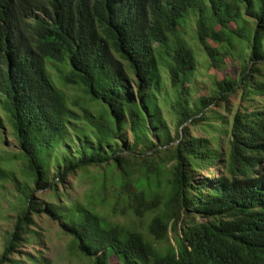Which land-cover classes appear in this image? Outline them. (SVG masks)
Wrapping results in <instances>:
<instances>
[{"label": "trees", "instance_id": "obj_1", "mask_svg": "<svg viewBox=\"0 0 264 264\" xmlns=\"http://www.w3.org/2000/svg\"><path fill=\"white\" fill-rule=\"evenodd\" d=\"M226 58L238 78L192 98L198 67ZM47 60L76 96L55 86ZM238 88L243 102L264 96V0H0V130L17 148L0 157V181L20 205L0 231V264H51L39 251L13 257L43 245L41 214L89 264H264V104L218 116L225 142L188 133ZM16 160L18 175L1 167ZM216 166L221 175L199 177ZM90 167L108 168V190L103 173L85 203L58 192ZM48 189L56 202L41 207L34 194Z\"/></svg>", "mask_w": 264, "mask_h": 264}, {"label": "rangeland", "instance_id": "obj_2", "mask_svg": "<svg viewBox=\"0 0 264 264\" xmlns=\"http://www.w3.org/2000/svg\"><path fill=\"white\" fill-rule=\"evenodd\" d=\"M188 22V29L194 30L195 24L192 20ZM191 35V33H189ZM192 49L197 55H199V60H202L200 52H198V46L194 41L189 42ZM211 43V42H210ZM213 47L215 44L211 43ZM250 66V63L247 61ZM199 72L192 79V98L204 97L209 100L214 91H217L215 84L224 79L225 77H235L238 78L242 67L241 65L233 59L226 58L222 69H212V67H206L201 64L199 67ZM46 70L55 86L58 89L64 91L68 97H73L77 95V89L72 87H63L58 79L56 72L49 67L48 60L46 63ZM163 82L166 81L164 87L165 91H168L169 84L167 81V76L163 75ZM258 79V77L251 73L249 81ZM241 88H238L235 94L228 93L224 98L220 97L215 102L211 103L205 109V117L202 121H199L196 126L188 125V133L196 138H212L219 135L222 142L226 141V136L218 131V128H224L220 124V120L217 119L218 116H222L225 120L231 121L232 116L240 107H249L257 104H264V96L255 97L253 102H243L241 101ZM227 94V93H226ZM162 112L164 116L169 117L168 108L162 107ZM0 116L4 118V115L0 113ZM171 135H175V128L173 126V121L168 122ZM7 127L5 130H0V157L6 158L11 157L13 154L17 153V148L13 137L10 135V131ZM22 163L19 160L10 162L8 164L1 163V167L5 169H11L17 175L20 172ZM223 169L216 166L212 169H206L200 172L201 177H211L221 175ZM103 173L108 177L106 188L109 189L111 183V174L108 173V168L100 169L96 167H90L84 171H77L73 175H69L67 181L64 184H58V192H62L69 196L72 201L79 200L85 203L88 198L92 197L98 192L102 193V183H103ZM36 202L42 207L43 202H56V198L51 195V191L48 190H37L34 194ZM61 200V199H60ZM64 200V199H62ZM19 200L18 194L14 189V185L10 180L0 181V231L1 233L8 232L15 222L16 215L19 210ZM105 210V209H103ZM106 213V211H105ZM36 226L34 230L37 231L41 240L39 245L35 241H31L27 245H23L13 257L21 259L22 255L25 253H35L39 251L46 259L50 261L51 264H89L86 259L75 257L69 254L68 244L70 238L62 234L57 226V224L45 215L32 216ZM117 221L122 222V218H118ZM115 259L112 258L111 262Z\"/></svg>", "mask_w": 264, "mask_h": 264}]
</instances>
